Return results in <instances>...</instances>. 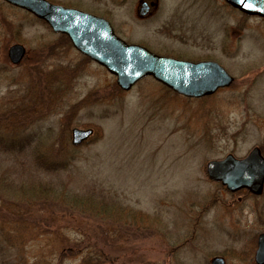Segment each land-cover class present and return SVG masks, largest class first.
<instances>
[{
  "label": "rangeland",
  "instance_id": "rangeland-1",
  "mask_svg": "<svg viewBox=\"0 0 264 264\" xmlns=\"http://www.w3.org/2000/svg\"><path fill=\"white\" fill-rule=\"evenodd\" d=\"M51 1L104 16L118 35L156 55L216 61L234 81L200 98L152 77L121 90L104 67L63 45L62 35L1 1L0 264H79L93 237L103 259L117 264L120 256L123 264H210L215 256L253 264L264 186L259 195L230 192L206 165L254 147L264 155V17L224 0H154L146 17L137 15L141 0ZM14 43L26 47L18 64L8 58ZM57 68L67 83L55 81ZM47 77L53 95L42 99ZM73 128L93 133L75 146ZM60 148L68 169L42 174V155L58 158ZM53 180L68 194L100 195L84 206L96 219L77 214L73 196L43 193L42 182Z\"/></svg>",
  "mask_w": 264,
  "mask_h": 264
},
{
  "label": "water",
  "instance_id": "water-1",
  "mask_svg": "<svg viewBox=\"0 0 264 264\" xmlns=\"http://www.w3.org/2000/svg\"><path fill=\"white\" fill-rule=\"evenodd\" d=\"M1 1L31 13L54 33L66 35L75 49L114 75L118 88L122 90H130L141 79L152 77L180 95L198 98L215 93L234 81V77L216 61L193 62L156 55L144 46L127 43L115 33L104 16L61 6L50 0ZM224 1L247 15L264 17V0ZM25 54L26 48L21 43H15L8 49V58L13 64L20 63ZM91 130L74 128L72 144L79 145L86 141L92 134ZM206 166L208 177L221 182L229 191L245 188L255 195L263 191L264 156L259 147H254L246 157L237 158L227 154L222 159L209 161ZM255 262L264 264V233L257 237ZM211 264L226 263L224 258L216 256Z\"/></svg>",
  "mask_w": 264,
  "mask_h": 264
},
{
  "label": "trees",
  "instance_id": "trees-1",
  "mask_svg": "<svg viewBox=\"0 0 264 264\" xmlns=\"http://www.w3.org/2000/svg\"><path fill=\"white\" fill-rule=\"evenodd\" d=\"M4 5H6V4H4L0 1V23H2V24L6 23V21H7V18L5 17V13H4V12H6V10L4 9ZM61 37L64 39L63 45L66 44V46H69V45L71 46V43H70L69 39H67L66 36L62 35ZM52 71H53V78L55 79L56 82H62V83L66 82V81H64V77H63L64 75L61 71V68H57V69L52 70ZM48 80L49 79L47 77V79H45V83H44L45 85L43 84L42 89L39 91L42 94V99L44 97H45V99H47L46 97L48 96V94L50 96L53 95V93L49 92L51 90L49 87H52V82L48 81ZM54 85H55V83H53V89H54ZM50 96H49V98H50ZM2 148H3V150H6V149L10 150L12 148V146L7 147L6 145H3ZM61 150H63V148H60L59 151L57 150L55 152V153H59L57 156L58 158H56V157H54V158L50 157L49 158V157H46V156L41 154L42 155V162L47 161V163H44V162L41 163L42 165H41L40 171L42 174H48V173L51 174L52 173L54 175V174H58V173L63 172V171L68 169V167L70 166V163H68V161H66V160H63L62 158H59V156H62ZM38 166H40V165H38ZM41 185H42V191H44L43 193H49V194H47L48 196H50L52 194H53V196H56V194H58V193L73 196V197H71L72 202H74L75 205H79L81 207V208L79 207L76 209V211L78 212L77 214H83L86 216H90L93 219H96L97 215L89 214V211L93 213V211H96V210H92V209H90L88 207H84V206H85V204H95L94 202H96V197H101L97 193L92 191L91 193L86 192V194H82V193L81 194H79V193L68 194V193H71L70 190L63 187L64 184L58 186V184L55 183L54 180H53L52 184H50L49 182L48 183L42 182ZM97 202H99V201H97ZM65 206H68V205H65ZM72 207H74V206H72ZM100 210L101 209L97 210L98 214L101 213V215L104 214V216L114 217L113 212H108V210H103V212H102ZM106 213H108L109 215H107ZM109 220H112V219H109ZM115 222L112 221L111 224H112V227H114V229H116V231H114L116 234L117 222L116 223ZM114 232H112V233H114ZM97 239H98V237H93L92 242L86 241L84 243V244L87 243L86 244L87 253L82 254L83 256H82V259H81L79 264H117L116 258H112V260H110V259L104 260L103 259V254H101V253H103V250H101L99 248V244H98L99 241ZM110 239H114V237H111ZM84 244L82 241H79L75 245V248L77 249L78 253L84 249ZM88 248H90V250ZM117 252L118 251H116L115 253H117ZM122 255H124V254H122ZM120 257H121V263L123 264L124 256H120Z\"/></svg>",
  "mask_w": 264,
  "mask_h": 264
},
{
  "label": "flooded vegetation",
  "instance_id": "flooded-vegetation-1",
  "mask_svg": "<svg viewBox=\"0 0 264 264\" xmlns=\"http://www.w3.org/2000/svg\"><path fill=\"white\" fill-rule=\"evenodd\" d=\"M156 3L157 2L154 0H141L140 6L138 7V12H137L138 14L137 15L143 16V17L152 15L153 13L151 11L153 10V8L156 7V5H157ZM164 26L168 27L170 29L172 26V22L169 21L168 23L164 24ZM253 257H255V256H253ZM253 264H256L255 258L253 260Z\"/></svg>",
  "mask_w": 264,
  "mask_h": 264
},
{
  "label": "snow or ice",
  "instance_id": "snow-or-ice-1",
  "mask_svg": "<svg viewBox=\"0 0 264 264\" xmlns=\"http://www.w3.org/2000/svg\"><path fill=\"white\" fill-rule=\"evenodd\" d=\"M247 6H249V7H250L251 5H247Z\"/></svg>",
  "mask_w": 264,
  "mask_h": 264
}]
</instances>
